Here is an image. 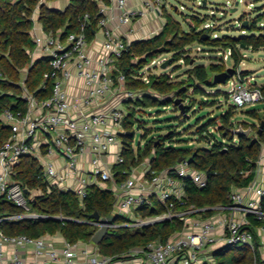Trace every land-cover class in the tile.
Returning a JSON list of instances; mask_svg holds the SVG:
<instances>
[{
  "label": "built area",
  "instance_id": "2783aa9c",
  "mask_svg": "<svg viewBox=\"0 0 264 264\" xmlns=\"http://www.w3.org/2000/svg\"><path fill=\"white\" fill-rule=\"evenodd\" d=\"M90 1L97 6V24L93 26L91 14L85 13L80 29L73 33L67 34L65 28L45 31L37 17L38 9L34 13L31 34L35 46L31 66L37 60H48L50 69L44 74L40 88L45 90L51 81L52 91L46 99H39L29 91L26 81L30 68H25L19 84L24 110L15 102L0 116L2 124L11 132L0 148V200L6 198L21 210L10 215L0 212V226L4 222L72 220L61 214L53 216L33 211L31 202L45 192L40 187L28 190L16 179L17 167L23 159L31 158L42 167L48 193L54 188L72 191L84 205L89 188L98 186L114 194L113 216L126 219L121 226L142 229L177 220L183 223V229L166 241L158 239L132 248L119 258L102 255L93 239L72 244L60 233L35 238L10 236L0 229V264H217L210 248L234 245L255 251L251 217L261 222L256 233L261 239L260 250L264 249V188L254 183L245 188L233 187L227 205L198 209L188 204L186 183L191 181L196 188L205 189L208 175L193 169L188 161L158 171L148 160L141 168L123 169L121 175L126 178L119 180L114 166L125 164L123 135L129 133L124 125L127 116L124 104L136 103L153 94L150 90L129 89L127 77L120 68L125 52L133 43L129 40L132 30L128 27L149 15L163 20L169 2L176 0H142L139 8L129 7V0ZM197 1L202 5L201 0ZM248 1L252 2L229 0L227 6L238 8ZM43 3L41 0L39 5ZM174 9L178 11L179 7ZM181 9L186 7L182 5ZM165 24L163 20L161 30ZM204 28L215 29L216 22L208 21ZM218 36L213 33L214 38ZM218 55L226 60L232 51H219ZM138 61L135 58L134 64ZM167 61L165 56L151 61L134 79L150 84L151 76L157 75L152 72L154 68H162ZM0 78H3L1 73ZM75 79L81 81L82 91L77 98H72L69 90ZM228 83L230 99L237 108L264 102L263 86L254 76L243 79L238 72ZM110 98H117L118 105H108ZM85 156L90 157V169L82 166ZM110 156H114V162L108 161ZM58 158L63 161L60 167ZM153 209L161 212L142 215ZM207 212L213 213L207 215ZM89 223L98 231L103 226L100 220ZM117 227L120 225L112 224L110 229ZM253 264H258L255 256Z\"/></svg>",
  "mask_w": 264,
  "mask_h": 264
},
{
  "label": "trees",
  "instance_id": "16d2710c",
  "mask_svg": "<svg viewBox=\"0 0 264 264\" xmlns=\"http://www.w3.org/2000/svg\"><path fill=\"white\" fill-rule=\"evenodd\" d=\"M40 1L0 0V73L3 77L0 78V116L15 102H19L24 110L25 104L20 99L19 84L22 70L25 68H30L26 81L29 91L39 99L51 96V81L47 83L45 90L40 88L44 74L50 69L48 60L45 58L37 60L31 66V52L35 46L31 31L34 26L33 16L37 9L39 22L47 32H57L62 28L66 29L67 34L77 32L83 23L85 13L91 14L93 26L97 24V6L90 0H72L65 11L53 10L47 5L48 2L57 0H44V3L39 5ZM105 1L110 3L109 0ZM205 3L206 1L203 0L201 8L206 7ZM168 17L160 34L151 39L131 44L129 50L125 52L120 68L127 77L129 89H141L146 92L150 90L153 93L147 94L135 104L147 106L148 104L145 102L147 99L152 107L167 108L172 105L175 111L180 113V117L186 119L189 118V113L194 107V100H189L190 95L200 94L205 98L218 95V92L204 90L203 86H213L214 77L227 70L222 58L217 59L209 66H194L196 59L190 57L192 46L198 43L203 48L210 47L212 51L231 50V59L235 63V74L240 72L241 77L246 79L249 73L239 69L240 63L245 59L241 49L259 51L264 48V25L257 18L249 20L242 16L236 22L241 26L234 24L241 30L240 37L224 35L214 38L213 33H218L221 28L216 26L215 29H205L204 24L210 17L190 16L195 23L193 21V25L190 24L188 31H184L179 22ZM212 18L213 22L218 23L215 16ZM245 22H248V26H244ZM243 31L246 33L243 34ZM89 37H92L91 31ZM164 53L171 54V65L184 61L186 66L191 67L186 73V78L176 75L171 78L170 74L153 75L148 85L134 79L133 76L147 65L149 60L153 61L155 57ZM135 58H138V64H134ZM175 72L177 69L173 70V74ZM262 89L264 90V86ZM226 96L230 98V93H227ZM176 100L181 101L184 113L176 104ZM235 108L237 107L235 106ZM135 113L136 109H133L128 112L125 118L124 125L127 130L133 126L129 122V118ZM250 117L253 120L252 123L236 122L234 112L231 110L220 119L209 121L206 126L197 130L200 146H193L194 144L189 142V149L180 146L175 140L177 131L170 129L165 136L153 138L144 147L139 146L135 151L133 148L134 132L129 131L132 136L123 135L125 164L114 166L115 172L118 173L117 177L119 176V180L126 178L121 175L122 170L137 166L145 159L150 160L152 167L158 171L172 168L181 161H188L193 169L205 172L209 181L208 187L205 189H198L191 181H187L188 204L198 209L227 205L231 189L233 187L245 188L251 185L257 175L258 163L264 147V129L259 133L264 123V113L253 111L250 113ZM142 127V123H140L138 129ZM239 127L244 130L251 128V132L248 135H236L234 132ZM214 133H217L220 139H217ZM10 135V129L0 120V148ZM145 136H148L147 132ZM16 170V179L22 182L28 190L40 187L45 192L44 196L31 202L34 212L53 216L61 214L72 220L4 222L0 229L7 235H26L36 238L46 234L60 233L67 241L74 244L80 241L92 242L98 228L91 225L89 221L93 220L92 216L95 213H98L101 218L113 217L114 224H119L120 221L126 222L124 218L113 216L115 197L109 190L91 186L84 199V205H81V201L72 191L54 188L51 193L47 192L43 181V170L38 161L25 158ZM262 207L264 209V196ZM0 212L3 215H10L19 213L21 210L6 198H2ZM158 212H161V209L147 210L142 215L152 216ZM212 213L207 212V215ZM250 220L252 222L251 230L255 234V251L253 252L245 246L234 245L218 248L211 253L217 264H253L254 256L257 258L258 264H264V257L260 250L261 239L256 233L261 222L254 217H251ZM182 229L183 223L177 220L156 223L142 229L120 226L111 228L98 247L102 255L119 258L132 248L144 246L158 239L166 241Z\"/></svg>",
  "mask_w": 264,
  "mask_h": 264
},
{
  "label": "rangeland",
  "instance_id": "374dc122",
  "mask_svg": "<svg viewBox=\"0 0 264 264\" xmlns=\"http://www.w3.org/2000/svg\"><path fill=\"white\" fill-rule=\"evenodd\" d=\"M203 1V0H201ZM206 7L198 5L197 0H176L170 1L166 8V13L163 16V20H167L168 16L172 17L174 20L179 22L184 31L189 30V26L193 25L192 17H210L208 21H213L212 17H216L221 29L218 31L219 37L228 36H241V30L234 26V24L239 20V18L246 17L249 20L258 19L264 23V0H252L247 3H241L237 10L233 11L235 8H230L227 6L229 0H205ZM254 3V7H250V4ZM185 6L186 9H181V6ZM175 6L179 7V10L174 9ZM191 8V9H190ZM195 23V21H194ZM238 24V23H236ZM201 49L200 51L198 49ZM190 57L196 59L194 66H209L213 62L220 58L218 55L219 51H212L210 47L203 48L199 46L198 43L192 46ZM241 53L244 56V60L240 63L239 69L246 71L250 76H254L257 83L260 86H264V48L259 51H251L250 49H241ZM168 58L171 60V54L164 53L153 60H158L160 57ZM152 60H149L148 64ZM225 67L235 68V63L231 57L224 59ZM171 61L166 68L156 67L152 71L153 74H170L175 77L186 78V73L190 70L188 66L185 65L184 61L176 62L171 65ZM177 69V72L173 74V70ZM214 83V79H213ZM204 90L210 92H218V95H212L205 98L204 95H190L189 100H194V107L189 113V118L180 117V113L175 111L174 106H169L163 108V106L152 107L149 104V100H145L148 104L137 105L135 103H127L124 106L125 112L132 111L136 109L134 116L129 118V122L133 124L127 131L134 132L133 138V148L136 150L139 146H145L153 138L159 136H165L168 131L175 130L176 136L175 140L180 144L181 147L189 149V142H192L193 146H200L198 144L197 130L203 126H206L209 121L220 119L222 116L229 113L231 110L234 112V118L237 121L252 123L253 120L250 117V113L253 111H258L260 114L264 113V102L257 103L254 105L246 106L245 108H235L232 100L226 96L229 93L231 86L230 84H215L213 86H203ZM191 92V91H190ZM189 92V93H190ZM142 123V128H139V124ZM211 129V128H210ZM147 132V137L145 136ZM217 139V133H214ZM125 221H120L117 225H124ZM215 248V247H214ZM214 248H210L209 251L213 252ZM262 256L264 257V249H262Z\"/></svg>",
  "mask_w": 264,
  "mask_h": 264
},
{
  "label": "crops",
  "instance_id": "0c3cea01",
  "mask_svg": "<svg viewBox=\"0 0 264 264\" xmlns=\"http://www.w3.org/2000/svg\"><path fill=\"white\" fill-rule=\"evenodd\" d=\"M12 1L16 2L19 0H12ZM71 1L72 0H57L53 2H48L47 5L53 10L65 11L71 4ZM141 2L142 0H129V7L139 8L142 6ZM37 17H38V14H37ZM162 21L163 20L149 15L143 19H139L133 22L132 25L128 27L129 29L132 30V33L129 36L130 42H139V41L151 39L153 36L160 34L162 32L161 27L163 26ZM158 30H161V31H159L158 34H155V32ZM69 91H70V95L72 98H77L81 94V91H82L81 81L76 80V79L73 80V83ZM116 99L110 98V100H107V104L110 106L118 105V101ZM114 160H115L114 156H110L108 158L109 162H114ZM147 161L148 159H145L143 162L137 165V167L141 168L142 164ZM56 162L58 163L59 167L62 166L63 161L61 159L59 158L56 159ZM82 164H83L82 166L85 167L86 169H90L91 168L90 157L85 156L82 159ZM253 183L256 184L258 187L264 188V147L262 149L261 158L258 163L257 175Z\"/></svg>",
  "mask_w": 264,
  "mask_h": 264
},
{
  "label": "water",
  "instance_id": "95a60500",
  "mask_svg": "<svg viewBox=\"0 0 264 264\" xmlns=\"http://www.w3.org/2000/svg\"><path fill=\"white\" fill-rule=\"evenodd\" d=\"M237 10V8H235L233 11ZM244 26H248V22L244 23ZM171 60L167 61L164 65L163 68H166ZM236 73V70L234 68H228L225 72L218 74L214 77V83L215 84H226ZM176 104H178L180 106V110L182 113H184V107L183 105H181V101L180 100H176ZM264 129V123L261 126L259 133L262 132V130ZM251 132V128L244 130L242 127H239L237 130H235V134L236 135H248ZM127 136H132V133H127ZM26 193H29L28 191H26ZM92 218L94 220H100L101 223L103 224V226L101 227V229L95 234V236L93 237V242L97 245H99L107 236V234L109 233L110 230V226L112 224H114V218L110 217V218H101L100 215L98 213L93 214Z\"/></svg>",
  "mask_w": 264,
  "mask_h": 264
}]
</instances>
